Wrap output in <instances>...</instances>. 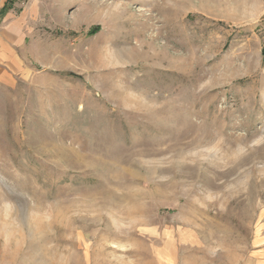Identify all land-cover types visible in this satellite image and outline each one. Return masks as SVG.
I'll list each match as a JSON object with an SVG mask.
<instances>
[{"label": "rangeland", "instance_id": "obj_1", "mask_svg": "<svg viewBox=\"0 0 264 264\" xmlns=\"http://www.w3.org/2000/svg\"><path fill=\"white\" fill-rule=\"evenodd\" d=\"M9 12L0 264H264V0Z\"/></svg>", "mask_w": 264, "mask_h": 264}, {"label": "crops", "instance_id": "obj_2", "mask_svg": "<svg viewBox=\"0 0 264 264\" xmlns=\"http://www.w3.org/2000/svg\"><path fill=\"white\" fill-rule=\"evenodd\" d=\"M5 2L6 0H0V9ZM8 13L0 20V82H11L14 78L12 70L20 67L21 60L19 56H28L24 55L28 46L24 40L26 37L25 28L20 22L6 19ZM41 48L42 42L33 40L29 53L32 56H36V54L39 56L40 52L37 53V51Z\"/></svg>", "mask_w": 264, "mask_h": 264}, {"label": "trees", "instance_id": "obj_3", "mask_svg": "<svg viewBox=\"0 0 264 264\" xmlns=\"http://www.w3.org/2000/svg\"><path fill=\"white\" fill-rule=\"evenodd\" d=\"M16 2L17 0H6L5 4L0 9V18H3L9 11H11Z\"/></svg>", "mask_w": 264, "mask_h": 264}]
</instances>
